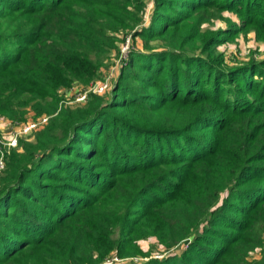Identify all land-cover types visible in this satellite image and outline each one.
<instances>
[{"label": "trees", "instance_id": "obj_1", "mask_svg": "<svg viewBox=\"0 0 264 264\" xmlns=\"http://www.w3.org/2000/svg\"><path fill=\"white\" fill-rule=\"evenodd\" d=\"M146 5L0 0V116L48 117L5 156L0 264L146 256L148 237L186 247L131 264H264V61L217 52L246 27L264 39V0H153L144 27ZM223 12L242 25L200 28ZM127 37L142 48L110 92L62 105Z\"/></svg>", "mask_w": 264, "mask_h": 264}, {"label": "rangeland", "instance_id": "obj_2", "mask_svg": "<svg viewBox=\"0 0 264 264\" xmlns=\"http://www.w3.org/2000/svg\"><path fill=\"white\" fill-rule=\"evenodd\" d=\"M146 3L147 5L143 19V24H142L144 27L147 26L148 23L150 22L153 11V0H146ZM239 16L240 15L235 12H223L222 19H217L216 17H214L211 18L209 21L206 22L203 21L200 28H202L203 31H210V32L223 31L226 30L227 28H230L234 24L242 25ZM188 28H191V25H189ZM260 37L262 38V34H260ZM260 37L257 36V33L253 28L246 27L245 30L240 31L235 37H233L230 40L228 39L229 41L219 45L217 47V52L218 54L223 56V58L225 59L224 62L227 63L228 67H237L251 62H258V63L261 61L263 62L264 39H261ZM155 44L157 43L155 42L152 43V45L154 46ZM122 47L123 46L120 47L119 54L117 55L113 54L110 57V60L108 61V67L101 69L100 72L101 77L98 80L99 82H103L102 80L106 78L109 83L111 84L114 83L115 79L118 76L121 66H123L129 59L130 50H132L134 47L140 50L142 48V41L141 39L137 38L135 41V45L133 47V40H130L129 48L126 53L121 52ZM90 85L91 84H89L88 86ZM88 86H82L76 84L71 86L69 89L61 90L60 92L62 95L61 104L65 106L84 104V102L76 101V98L78 97L79 93L86 90L87 89L86 87ZM110 90L111 89H108L104 95L106 96V94H108ZM40 119L41 118H38V116L35 117L32 111H29V113L26 114L25 120L22 122H15L4 116H0V140H6L7 142L11 137H13V135H15L16 132H18L19 126L26 124L28 122L38 123ZM42 124L43 123H40L38 126H42ZM22 138L30 140L32 139V135L30 134L19 138L17 142V147L14 148V150L19 147V140ZM136 244L143 252V254H148V255L127 256L125 258H120L116 255L115 252H112L108 257H106V259L102 264H131L132 262L144 263L150 259L160 260L168 255L181 254L186 247L185 243L181 242L174 249L166 250L163 246L159 245L155 237L140 239L136 242ZM252 257L254 259H259V252L253 253L251 255V258Z\"/></svg>", "mask_w": 264, "mask_h": 264}, {"label": "built area", "instance_id": "obj_3", "mask_svg": "<svg viewBox=\"0 0 264 264\" xmlns=\"http://www.w3.org/2000/svg\"><path fill=\"white\" fill-rule=\"evenodd\" d=\"M129 44H130V37H127L125 43L122 45L123 46L121 49L122 53H126L128 51ZM104 80H102L103 82L96 81L90 86L86 87L87 88L86 90L79 93L78 97L76 98V101L85 102L89 94L102 95L108 89H111L112 84L109 83L107 79L105 81ZM47 120H48L47 117H42L38 121V123L28 122L26 124H23L19 126L18 132H16L15 135H13V137H11L7 142L6 140H0V173L4 170L5 156L9 153L11 149L17 147L18 139L23 136L30 135L34 130L37 129V127H40L38 126L40 123L45 124Z\"/></svg>", "mask_w": 264, "mask_h": 264}]
</instances>
